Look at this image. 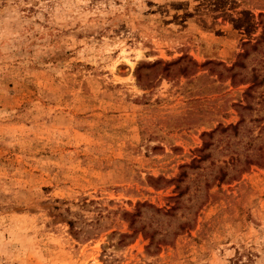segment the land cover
I'll use <instances>...</instances> for the list:
<instances>
[{"label":"rangeland","instance_id":"obj_1","mask_svg":"<svg viewBox=\"0 0 264 264\" xmlns=\"http://www.w3.org/2000/svg\"><path fill=\"white\" fill-rule=\"evenodd\" d=\"M0 264H264V0H0Z\"/></svg>","mask_w":264,"mask_h":264}]
</instances>
